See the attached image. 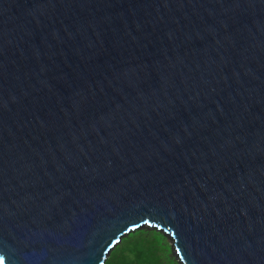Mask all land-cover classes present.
Returning <instances> with one entry per match:
<instances>
[{
  "label": "water",
  "instance_id": "water-1",
  "mask_svg": "<svg viewBox=\"0 0 264 264\" xmlns=\"http://www.w3.org/2000/svg\"><path fill=\"white\" fill-rule=\"evenodd\" d=\"M264 264V0H0V264Z\"/></svg>",
  "mask_w": 264,
  "mask_h": 264
},
{
  "label": "trees",
  "instance_id": "trees-1",
  "mask_svg": "<svg viewBox=\"0 0 264 264\" xmlns=\"http://www.w3.org/2000/svg\"><path fill=\"white\" fill-rule=\"evenodd\" d=\"M106 264H177L161 233L143 229L122 239Z\"/></svg>",
  "mask_w": 264,
  "mask_h": 264
},
{
  "label": "rangeland",
  "instance_id": "rangeland-1",
  "mask_svg": "<svg viewBox=\"0 0 264 264\" xmlns=\"http://www.w3.org/2000/svg\"><path fill=\"white\" fill-rule=\"evenodd\" d=\"M171 254H172V252H171Z\"/></svg>",
  "mask_w": 264,
  "mask_h": 264
}]
</instances>
